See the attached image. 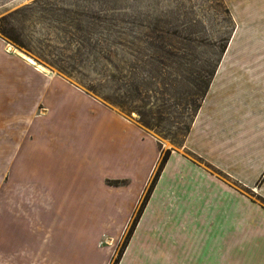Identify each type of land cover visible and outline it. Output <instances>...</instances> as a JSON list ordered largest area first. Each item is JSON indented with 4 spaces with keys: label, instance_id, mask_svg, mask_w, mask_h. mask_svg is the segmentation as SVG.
I'll return each mask as SVG.
<instances>
[{
    "label": "crops",
    "instance_id": "1",
    "mask_svg": "<svg viewBox=\"0 0 264 264\" xmlns=\"http://www.w3.org/2000/svg\"><path fill=\"white\" fill-rule=\"evenodd\" d=\"M223 1L235 30L118 264H264V0ZM0 120V264H111L156 138L1 38Z\"/></svg>",
    "mask_w": 264,
    "mask_h": 264
},
{
    "label": "trees",
    "instance_id": "2",
    "mask_svg": "<svg viewBox=\"0 0 264 264\" xmlns=\"http://www.w3.org/2000/svg\"><path fill=\"white\" fill-rule=\"evenodd\" d=\"M224 11L229 17V11L225 8ZM88 13L95 21V26L88 30L79 28L80 39L69 65L72 70L67 71L51 63L49 65L105 106L116 108L127 115L134 113L138 125L160 138L170 140V137L162 134L164 130L168 129L169 133L171 130H179L177 136L183 139L182 144L172 143L176 148H181L220 57L205 77L202 72L192 71V68L183 64L188 56L185 49L181 51L161 31L157 33L153 29L146 30L149 26L127 27L122 15L107 13L105 9L95 8ZM0 34L26 50L23 43L6 29H0ZM152 35H156L158 40H151ZM228 40L221 48V56ZM73 72H77V75ZM187 84L193 88L190 97L184 90ZM181 106L188 115V122L180 123V129L173 115L176 111L179 113ZM170 153L171 149H160L157 166L111 264H118ZM121 183L124 182L107 181L112 186ZM258 201L264 206L263 199L258 198Z\"/></svg>",
    "mask_w": 264,
    "mask_h": 264
},
{
    "label": "rangeland",
    "instance_id": "3",
    "mask_svg": "<svg viewBox=\"0 0 264 264\" xmlns=\"http://www.w3.org/2000/svg\"><path fill=\"white\" fill-rule=\"evenodd\" d=\"M95 8L105 9L113 15H122L127 27L149 26L146 30L153 29L157 33L161 31L160 33H164L165 38L168 37L181 51L185 49L188 56L183 64L192 68V71L202 72L205 77L218 58L221 59V48L235 30L234 21L229 19L230 16L224 11L227 7L223 0H0V29H6L10 35L17 37L26 50L1 34L0 38L7 47H11L10 50L82 90L49 63L67 71L72 70L69 65L80 39L79 28L88 30L95 26V21L88 15V12ZM151 40L157 41L158 37L152 35ZM73 73L77 75V72ZM192 89L190 84L184 88L189 97ZM112 109L138 124L134 113L127 115L116 108ZM183 110L184 107L181 106L179 113L176 111L173 115L180 129L182 123L188 122V115ZM104 118L105 116L97 113L96 127ZM2 127L6 129L4 121L0 120V128ZM143 130L156 138L163 151L181 150L172 143L182 144L183 139L177 136L179 130H171L169 133L167 129L162 132L170 137V140L162 139L146 128ZM247 191L248 194L251 193L250 190ZM252 197L259 198L255 195Z\"/></svg>",
    "mask_w": 264,
    "mask_h": 264
},
{
    "label": "bare ground",
    "instance_id": "4",
    "mask_svg": "<svg viewBox=\"0 0 264 264\" xmlns=\"http://www.w3.org/2000/svg\"><path fill=\"white\" fill-rule=\"evenodd\" d=\"M11 49V47H9V50ZM29 60V59H28ZM30 62H32L31 60H29Z\"/></svg>",
    "mask_w": 264,
    "mask_h": 264
},
{
    "label": "water",
    "instance_id": "5",
    "mask_svg": "<svg viewBox=\"0 0 264 264\" xmlns=\"http://www.w3.org/2000/svg\"><path fill=\"white\" fill-rule=\"evenodd\" d=\"M8 49H9V47H8Z\"/></svg>",
    "mask_w": 264,
    "mask_h": 264
}]
</instances>
